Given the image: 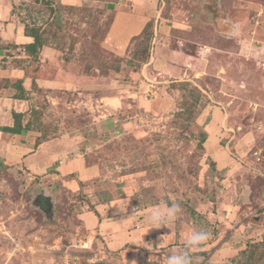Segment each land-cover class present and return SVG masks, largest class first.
<instances>
[{
  "label": "rangeland",
  "instance_id": "rangeland-1",
  "mask_svg": "<svg viewBox=\"0 0 264 264\" xmlns=\"http://www.w3.org/2000/svg\"><path fill=\"white\" fill-rule=\"evenodd\" d=\"M12 1L13 12L21 21L44 28L49 36L52 33L54 40L65 49L71 47V58L81 66L84 74L111 73L112 68L121 66L119 56L106 49L108 46L104 41L115 5L119 4L118 11L121 8L122 12L125 0H72L73 5L59 10L65 20L60 29L49 27L51 16L40 2ZM58 1L70 3L53 0L55 6L60 4ZM221 2L231 11L236 9L226 0ZM243 4L245 7H237L236 11L241 12L238 13L244 22L249 20L243 25L247 34L253 26V18L263 9L262 16L256 17L255 21L258 22L256 36L264 41V0H243ZM178 5L188 10L192 7L188 0H170L163 10L164 17L171 20V12ZM207 22L206 37H210L206 42L212 40L216 46L230 45L229 41L212 36ZM134 29L130 25L126 32L133 33ZM150 29L149 25L148 33ZM145 38L138 40L134 48L141 49L146 43ZM172 40L171 37L167 41L160 40L158 48L162 44H166L163 48L173 47ZM151 41L150 38L146 44L149 48ZM126 55L129 56L128 49ZM261 63L262 60L258 63L233 60L231 79L226 83L215 77L217 67L206 70L202 77L198 74L192 77L188 72V81H178L188 83L185 89L180 83H163L165 79H160L156 73L148 76L152 81L154 78L161 80L159 98L145 101L144 109L135 112L128 109L122 123L130 125L118 134L116 131L97 135L90 129L84 133L86 141L83 144L87 143L93 152L86 161L97 165L99 176L80 183L77 189L75 185L71 189L68 185L71 182L64 179L33 178L34 175L22 166L2 168L0 264H166V258L183 246L192 227L211 232L206 245L192 253L197 258L196 264H264V243L255 246L247 243L263 239L262 233L258 232L260 235L257 236L259 227L250 232L252 238L243 240V249L246 243L247 246L250 244L246 250L253 253L251 261L246 262L241 256L231 260L224 250L229 246L222 243L238 240V237L234 234L233 224V227H225L217 221L218 210L222 208V214L226 216L228 205H233L231 200H240L246 193L251 208L247 204L240 206L232 223L241 221L253 227L264 219V207H259L260 201H264L261 195L264 191V67ZM88 67L91 70H87ZM198 78L200 82L193 83ZM121 80L137 82L131 77ZM138 85L132 84L136 88ZM198 86L204 88L206 94ZM192 87L204 95L201 98L203 106L183 108L184 102L190 103ZM111 88L121 90L114 84ZM147 88L144 82L135 91L141 93ZM71 98L65 97L67 106L51 107L44 94L39 93L36 97V121L47 131V137L62 135L63 131L58 133L60 127L61 130H72L92 122L84 105L69 106ZM211 125L222 130L216 134L217 142L228 165L221 171H216V164L206 155L205 149L197 147L198 132L206 127L208 136ZM255 152L259 153L260 161L256 160ZM161 187L163 198L169 203L179 202L182 213L173 228L150 229L144 217L151 207L159 205L158 189ZM111 201L114 204L110 205ZM99 204L108 206V209L104 207L106 213H100L103 217H116L118 220L115 221H119L130 215L132 227L139 225L140 230H145L140 233L143 243L126 244L115 252L104 249L103 240L90 221ZM112 207L116 211L110 214ZM130 222L121 221V224ZM86 239L91 241V247L82 249L79 245ZM218 249L221 251L217 253Z\"/></svg>",
  "mask_w": 264,
  "mask_h": 264
},
{
  "label": "crops",
  "instance_id": "crops-1",
  "mask_svg": "<svg viewBox=\"0 0 264 264\" xmlns=\"http://www.w3.org/2000/svg\"><path fill=\"white\" fill-rule=\"evenodd\" d=\"M67 1L70 3L58 2L63 6L73 5L72 0ZM188 1L192 4L189 10L183 6L181 8L180 5L173 10L171 8L172 21L162 14L170 0H125L124 6H121L122 12H120L121 8L118 11L119 4H116L114 17L104 41L108 46L106 49L119 57L128 58L126 50L131 39L141 33L147 22L152 21L154 29L149 58L137 71L122 64L116 74L98 73L93 76L84 74L81 66L75 63L71 55L66 51L61 52L51 43L37 48L36 51L25 49L33 42V39L25 34L26 23L13 12L12 0H0V171L6 166L17 169L22 166L28 173L34 175L33 178L43 179L51 176L52 180L64 179L71 182L68 183L71 189H74V185L77 189L80 183L99 176L97 165H89L85 161V155L92 153V150L87 143L83 144L86 141L84 133L90 129L96 131L97 135L112 134L116 131L118 134L125 129L124 127L130 125L122 123V117L128 109L135 112L147 106L145 101L148 100L143 97L142 92L135 89L144 84L145 79H149L148 76L151 74L156 73L160 79H165L163 83H172L188 81V72L192 77L196 74L202 77L206 75V70L217 67L215 77L226 83L231 79L229 75L233 60H255L257 63L262 60L261 64L264 66V41H260L256 36L258 22L255 21L256 17L262 16L263 9L253 18V26L247 34L243 30V25L249 23V20L244 22L243 17L238 13L240 11H236L237 7H245V4L242 5L243 0H226L232 5L231 7L236 8L234 11L223 6L222 0ZM206 22L209 24L212 36L229 41L230 45L216 46L213 45L212 40L211 43H207L206 40L210 36L206 37ZM130 25L135 28L133 33L126 32V28ZM170 37L173 39V47L163 48L166 44H162V47L158 48L160 40L167 41ZM130 77L137 82L129 83L121 80ZM166 77L173 79L166 80ZM198 80L199 78L195 79L196 82H192H200ZM133 83H137V88L132 86ZM113 84L121 90L116 91L115 88H111ZM198 87L206 94L204 88ZM39 92L45 95L51 107L60 104L67 106L65 97L71 96L69 106L78 108L84 105L92 122L72 130H61L63 128L60 127L58 133L63 131L62 135L38 141L43 133L41 126L34 123L30 124L29 129H24L23 126L31 111L37 110L34 101ZM159 93L158 87V96ZM13 113L23 115L21 129L14 127ZM211 127L212 125L207 130L208 136L203 147L212 163L216 164V170L221 171L228 165L227 158L220 151L217 142L216 134L222 130L221 127ZM6 128H13V132L17 134L4 132ZM261 195L264 198V191ZM242 197L237 201L231 200L233 205H228L229 213L226 216L222 214V208L218 210L217 221L225 227L234 226V234L238 237V240H226L222 243L229 246L224 249L229 258L243 249V240L253 237V234L250 235L252 230L260 228L257 233L264 235V219L253 224V227L249 224L244 225L241 221L232 223L240 206H243ZM260 202L259 207H264V201ZM112 204L114 202L111 201L110 205ZM96 207L97 213L102 217L98 220L94 215L90 221L96 228L94 231L103 240L104 249L115 252L126 244L137 246L143 243L140 233L145 230H140L139 225H136V228L132 227L130 215L125 219L122 218L123 220L115 221L118 220L116 217L109 218L107 215L103 217L100 214L107 212L105 210L108 209L107 205L99 204ZM114 211L116 210L112 207L110 214ZM262 213L264 215V210ZM120 220L130 223L122 225ZM259 233L257 236L260 235ZM235 245L238 247H234ZM220 251V249L216 250L217 253Z\"/></svg>",
  "mask_w": 264,
  "mask_h": 264
},
{
  "label": "trees",
  "instance_id": "trees-1",
  "mask_svg": "<svg viewBox=\"0 0 264 264\" xmlns=\"http://www.w3.org/2000/svg\"><path fill=\"white\" fill-rule=\"evenodd\" d=\"M31 1H33L34 4H37L38 2H40L41 4L45 5L48 13L51 16V18H50L51 24L49 26L50 28L60 29L61 26L65 23V20L62 18V14L59 12V10L61 7H66V6H63L60 4H58V6L57 5L55 6V4L53 3V0H31ZM113 17H114V14H112V19L110 21L109 27L112 23ZM149 25L151 26V29L149 30L150 32L148 33L147 30H148ZM109 27H108V30H109ZM152 28H153V22L152 21L147 22L146 25L144 26L143 30L141 31V33L131 39L130 45L128 46L129 56H128V58L117 56L119 59V64L120 63H121V65L124 64L133 71H137L140 69L142 64H144L147 61V59L149 58V46L147 47V45H148L150 38L152 39V34H153ZM47 33H48L47 30H45V29L41 30V28L39 26H36L34 24H31V25L25 24V34L30 36L33 39V42L31 44H29L28 46H26L25 49H28V50L32 49L33 51H36L37 48H40L42 46H45V45L51 43L52 45L55 46V48H57L61 52L66 51L68 53V55H70L71 47H69L68 49H65V47H63V45H61L58 41L54 40L56 38L53 36L52 33L50 34V36ZM143 36L146 37L145 38V41H146L145 45L142 46L141 49H139V50L135 49L134 48L135 43L138 40H142ZM130 48H131V51H130ZM262 67H264V66L262 65ZM120 68H121V66L118 65L115 68H112L113 71L110 70V72L111 73H114V72L118 73ZM89 69L90 68L88 67L87 70H89ZM107 70L109 71V69H106V71ZM100 74L101 75H107L108 72L100 73ZM172 83H174V84L180 83L179 85H181V87L183 89H185V87L188 85L187 82H172ZM191 89L192 90H190V92H189L190 93V96H189L190 103L187 104V102L186 103L184 102L183 108L188 107V109H189L191 107H196V106L202 107L203 105L201 102V98H204V95L196 87H192ZM39 93H41V92H39ZM182 97L184 99H186L185 94H183ZM36 115H37L36 110L35 109L32 110L29 117H28V120L26 121V123L23 126L24 129H29L31 123L38 124L36 121L37 120ZM22 117H23V115H21V114H15V113L12 114L14 127L16 126L17 128L21 129L20 127H21ZM41 129H42V127H41ZM3 131L13 133V134H17L15 132H13V128H6ZM42 131H43L42 137L40 139H38V141H41V140L46 139V138H52V137H47L45 135L47 133L46 130L42 129ZM206 138H207L206 131L200 130L197 134V147H198V149L204 150L203 144H204ZM92 153L85 155V161H86L87 157H90V155ZM86 163H87V161H86ZM87 164L90 165V163H87ZM92 165H95V164H92ZM242 199L244 200V202L242 203V205H244V206H246V204L249 205V203H251L250 199L247 198V193L245 194V197L243 195ZM94 215L96 216V218H98V220L100 219L99 215L96 212H94ZM247 243H252V245H254V246L257 245V243H264V237L261 241L247 242ZM247 243H246V248L250 245L249 244L247 246ZM246 248L243 250L242 249L239 250L238 253L230 259L235 260L238 256H241V257H244V260L246 262H250L252 259L253 253L252 252L248 253Z\"/></svg>",
  "mask_w": 264,
  "mask_h": 264
},
{
  "label": "clouds",
  "instance_id": "clouds-1",
  "mask_svg": "<svg viewBox=\"0 0 264 264\" xmlns=\"http://www.w3.org/2000/svg\"><path fill=\"white\" fill-rule=\"evenodd\" d=\"M161 197L159 205L151 207L146 213L144 220L150 226V229L166 227L171 229L174 227L177 219L182 213L179 202L169 203L164 199L163 188L158 189ZM211 239V232L206 229H198L192 227L184 241L183 246L173 251L167 258L166 264H196L197 258L192 255L198 249L206 245Z\"/></svg>",
  "mask_w": 264,
  "mask_h": 264
},
{
  "label": "built area",
  "instance_id": "built-area-1",
  "mask_svg": "<svg viewBox=\"0 0 264 264\" xmlns=\"http://www.w3.org/2000/svg\"><path fill=\"white\" fill-rule=\"evenodd\" d=\"M145 82H146V85L148 86V88L142 92L143 97L146 100H148V99L152 100V99L157 98L158 97V85L161 82L156 81V78H154L153 81L149 80V79H145ZM258 155H259V153H256V152L254 153L256 160L260 161V155L259 156ZM87 239H89V238H87ZM87 239L79 245L82 249H89L91 247V241H89Z\"/></svg>",
  "mask_w": 264,
  "mask_h": 264
}]
</instances>
